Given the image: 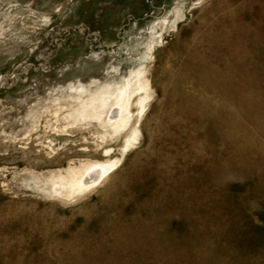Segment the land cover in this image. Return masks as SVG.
Here are the masks:
<instances>
[{
  "label": "rangeland",
  "instance_id": "obj_1",
  "mask_svg": "<svg viewBox=\"0 0 264 264\" xmlns=\"http://www.w3.org/2000/svg\"><path fill=\"white\" fill-rule=\"evenodd\" d=\"M0 264H264V0H0Z\"/></svg>",
  "mask_w": 264,
  "mask_h": 264
},
{
  "label": "bare ground",
  "instance_id": "obj_2",
  "mask_svg": "<svg viewBox=\"0 0 264 264\" xmlns=\"http://www.w3.org/2000/svg\"><path fill=\"white\" fill-rule=\"evenodd\" d=\"M139 75H137V77H140ZM128 84L130 85L129 82ZM132 87L133 86H124L123 88L122 87L118 88L115 91H109L107 93L105 92V94H102L98 98L97 101L95 99H92L90 101V102H93L92 109H91L92 114L96 116L97 119L101 120V125L103 126L107 125V127L110 126L114 128L115 130L122 126L123 128L126 126V123H128L127 119L129 118V115H130L129 100H130L131 95L134 94L135 92H142V93L146 92V85H145V82H143L142 80L138 79L136 86L134 87L133 90L131 89ZM110 100L112 101V103L109 105L110 106L109 110L106 111L105 108H107L108 102ZM145 100H146V94L143 93V96L141 95L139 99V107L141 108V113L143 112L142 109L145 104ZM135 135L136 134L134 133V136ZM134 140L135 138L133 137V141ZM93 163L95 164V162ZM88 165L89 163L86 164L85 166H88ZM114 165L115 163L112 165H102V164L98 165L97 164V165H92L86 168H82V171L81 170L76 171V169H74L75 166H73L74 167L73 169L70 166L71 169L69 172L67 171L68 168L67 170H65L67 171V173L65 172V174H60V172H58L60 175L58 176L57 179H55L52 182V187H53L52 191L55 195L61 196L63 198L65 197V199L68 197L69 199L71 197L75 198L76 196L81 195L82 193L86 194L85 192H89L91 189L98 187L101 183L105 181V179L110 174L111 170L114 168ZM54 176H52L51 178H54Z\"/></svg>",
  "mask_w": 264,
  "mask_h": 264
}]
</instances>
